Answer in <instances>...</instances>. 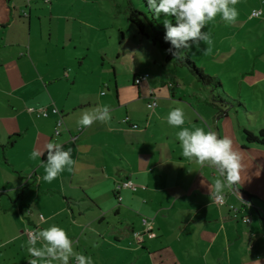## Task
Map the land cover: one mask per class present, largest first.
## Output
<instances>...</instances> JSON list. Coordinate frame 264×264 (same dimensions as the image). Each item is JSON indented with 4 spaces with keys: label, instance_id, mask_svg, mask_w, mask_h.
<instances>
[{
    "label": "crops",
    "instance_id": "0c3cea01",
    "mask_svg": "<svg viewBox=\"0 0 264 264\" xmlns=\"http://www.w3.org/2000/svg\"><path fill=\"white\" fill-rule=\"evenodd\" d=\"M260 3L254 0L252 6ZM71 19L65 15L62 28L45 25L42 0H0V142L5 163L13 169L2 173L0 187V264H28L33 257L27 230L53 224L93 264H264V145L236 139L240 181L225 189V204H216L210 189L217 171L181 155L175 138L180 129L170 127L165 117L182 107L183 127L211 129L224 137L222 119L231 112L216 118L209 105L210 118L189 100L200 98L180 88L174 76L161 74L157 83L150 82L154 58L146 56L137 65L134 59L143 39L158 46L138 31L130 34L135 43L130 40L128 50L119 44L109 57L106 47L97 52L78 44ZM112 59L111 77L105 65ZM146 72L148 78L136 84L135 77ZM150 91L153 108L148 107ZM35 105L58 108L63 119L59 136L53 137L57 115L38 117L27 111ZM103 105L110 108L108 123L78 125L83 111ZM29 133L31 152L43 150L47 142L71 149V170L66 167L52 182L44 181L45 152L36 159L27 156L17 171L6 153ZM126 179L137 188L116 193L115 184ZM241 191L256 199L249 201ZM143 217L150 219L148 228L155 236L143 235L139 244L133 233L144 234Z\"/></svg>",
    "mask_w": 264,
    "mask_h": 264
},
{
    "label": "rangeland",
    "instance_id": "374dc122",
    "mask_svg": "<svg viewBox=\"0 0 264 264\" xmlns=\"http://www.w3.org/2000/svg\"><path fill=\"white\" fill-rule=\"evenodd\" d=\"M253 1L239 0L235 6L239 15L234 24L224 22L217 15L215 20L209 21L202 29L210 34L212 40L210 53L204 51L209 46L202 41L198 46L192 45L187 50L188 56L205 73L219 77L222 83L221 90L224 93L238 99L245 106L244 109L236 110L237 113L234 109H230V117L222 119L226 126L224 136L229 137L233 141V145L237 142L236 139L241 136L243 138L241 130L243 127L264 125V7L261 3L252 6ZM132 3L141 11H148L143 0H132ZM127 7V0H42L45 25L51 22L54 27L62 28L66 24H63L64 17L68 14L72 17L70 23L79 33L76 42L83 46L89 45L92 51L97 52L100 48L106 47L109 57L115 56V50L120 49L119 44L126 46L125 48L128 50L129 41L132 40L135 43L130 34L136 35L138 32L134 24L127 20ZM254 9L262 10V13L258 17L251 16L250 19V14ZM49 10L52 11L51 16ZM154 18L164 31L163 21L165 19L175 24V19L172 16L165 17L162 13L159 17L154 15ZM122 34L128 40L127 43L122 40ZM146 56L152 57L156 61L155 65H152L150 82L157 83L161 80V74L174 76L180 88L190 94L194 93L196 97L200 98L198 101L195 97L189 99L193 106L205 109L209 112L210 118L212 117L213 109L208 104L210 95L208 87L205 88L204 85L197 82L186 68L174 62L165 63L159 47H152L143 39L140 50L136 52V59H134L136 65L141 61L145 62ZM112 61L113 59L105 65V69L110 74L112 73ZM119 69L122 74L123 67L119 66ZM136 69L138 70V68ZM121 74H119L120 77ZM125 77L130 79L131 75L125 73ZM111 90H113V86H111ZM104 91L106 90L104 89ZM209 123L210 126L213 125L211 121ZM239 125L242 126L239 127ZM2 131L3 127H0V133ZM31 144H33V134L29 133L23 137L13 151L7 150L9 152L6 155L8 158L13 157L17 171L20 170V163L26 161L27 156L31 155ZM5 161L7 159L3 155L0 142V187L3 186L2 181L4 180L2 173L13 170ZM146 219L150 224V219ZM143 235H147L145 229Z\"/></svg>",
    "mask_w": 264,
    "mask_h": 264
},
{
    "label": "clouds",
    "instance_id": "9594fccd",
    "mask_svg": "<svg viewBox=\"0 0 264 264\" xmlns=\"http://www.w3.org/2000/svg\"><path fill=\"white\" fill-rule=\"evenodd\" d=\"M239 0H147L148 9L156 16L164 14L172 16L175 24L168 19L163 21L165 34L163 39L170 43L167 50L175 60H182L184 53L181 49H188L192 45H199L202 41L207 44L204 51L211 52L212 40L208 32L202 29L209 21L215 20L217 15L228 23L234 24L239 15L235 7ZM252 18L251 16L249 17ZM101 95L105 93L101 92ZM151 107V105L149 106ZM111 119L110 108L107 105L97 106L81 113L77 123L83 127H90L99 121L108 123ZM170 127L179 128L175 138L179 141L181 155L189 161H194L200 167H213L218 178L214 179L210 189V197L224 202L225 189L231 190L240 181L239 170L240 153L233 148V141L227 137H220L216 131H205L202 127L193 126L192 129L183 127L185 112L182 107H174L165 117ZM46 152V162L41 161L45 174L42 179L52 182L67 167L71 170L74 161L71 149L64 150L60 143L47 142L43 150L35 149L30 159L40 158ZM41 246L37 247V243ZM28 252L33 257L28 264H93L91 256L77 252L66 231L53 224L47 228L30 232L27 241Z\"/></svg>",
    "mask_w": 264,
    "mask_h": 264
},
{
    "label": "trees",
    "instance_id": "16d2710c",
    "mask_svg": "<svg viewBox=\"0 0 264 264\" xmlns=\"http://www.w3.org/2000/svg\"><path fill=\"white\" fill-rule=\"evenodd\" d=\"M145 6L148 9L147 0H143ZM127 20L134 24L137 31L144 37L148 38L152 44L157 45L164 52V60L166 62H174L177 65L184 67L194 77V79L202 85L210 89V100L208 104L216 110V118L225 117L230 109L235 111L239 108L244 109V104L238 99H234L224 93L222 89V83L219 77L212 76L204 72L201 67H198L196 63L187 54L186 49L180 51L184 53L182 60H175L169 51H167L171 45L169 42L163 39L165 31L156 23L154 14L148 9L147 12H143L137 9L132 0H127ZM174 18V17H173ZM243 139L246 144H258L264 145V126L253 128H242ZM246 199L253 202L256 198L247 192L241 191Z\"/></svg>",
    "mask_w": 264,
    "mask_h": 264
},
{
    "label": "built area",
    "instance_id": "2783aa9c",
    "mask_svg": "<svg viewBox=\"0 0 264 264\" xmlns=\"http://www.w3.org/2000/svg\"><path fill=\"white\" fill-rule=\"evenodd\" d=\"M45 1H49V0H45ZM260 2L262 4H264V0H260ZM262 13V10H257V9H254L252 10L250 16L252 17H258L260 14ZM149 76V73H142L138 76L135 77V83L136 84H139L140 82L146 80ZM150 96L152 97V99L150 100V102H148V107L151 105L150 108L154 107L156 105V100H155V97L154 95L152 94V91H150ZM27 111L28 112H31L33 114H35L36 116L38 117H47L49 116L50 114H54V115H57V119L55 121V125H54V130H53V137H57L60 135L61 133V127L63 126V119L60 115V112L58 110V108L54 105L52 106H46V105H35V106H28L27 107ZM131 189V190H135L137 188V186L129 179H126V180H119L116 184H115V191L116 193L120 190V189ZM118 200L121 199L120 196H117ZM213 201L216 203V204H219V205H223L226 203V200H225V196H224V202L221 203V202H218L216 201L214 198H213ZM243 204H248V205H251L249 201L247 200H242ZM231 208H233L234 206L233 205H230ZM40 218H42V216H40ZM244 220L246 222H249L250 221V217L249 216H246L244 218ZM142 225L145 226V233H147V236L148 237H154L155 236V233L153 231H151L149 228H148V219L146 218H142ZM35 231L34 229H31V230H27V235H29L30 232H33ZM134 235V238H135V241L139 244H141L143 242V233L142 232H134L133 233ZM71 264H75L74 260L72 261Z\"/></svg>",
    "mask_w": 264,
    "mask_h": 264
}]
</instances>
